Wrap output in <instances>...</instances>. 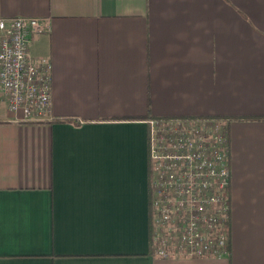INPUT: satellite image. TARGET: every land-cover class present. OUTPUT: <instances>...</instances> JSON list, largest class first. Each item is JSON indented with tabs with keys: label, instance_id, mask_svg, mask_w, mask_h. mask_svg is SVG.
<instances>
[{
	"label": "crops",
	"instance_id": "obj_1",
	"mask_svg": "<svg viewBox=\"0 0 264 264\" xmlns=\"http://www.w3.org/2000/svg\"><path fill=\"white\" fill-rule=\"evenodd\" d=\"M51 21V110L0 95V264H264V0H0ZM219 118L230 162L229 252L150 250L148 125Z\"/></svg>",
	"mask_w": 264,
	"mask_h": 264
},
{
	"label": "built area",
	"instance_id": "obj_2",
	"mask_svg": "<svg viewBox=\"0 0 264 264\" xmlns=\"http://www.w3.org/2000/svg\"><path fill=\"white\" fill-rule=\"evenodd\" d=\"M49 18L0 19V95L18 120L50 114V65L31 59L32 35ZM148 125L150 223L160 258L225 256L229 252V137L219 118H153Z\"/></svg>",
	"mask_w": 264,
	"mask_h": 264
},
{
	"label": "trees",
	"instance_id": "obj_3",
	"mask_svg": "<svg viewBox=\"0 0 264 264\" xmlns=\"http://www.w3.org/2000/svg\"><path fill=\"white\" fill-rule=\"evenodd\" d=\"M226 226H227L228 229H229V222L226 223ZM229 234H230V229H229ZM155 248H156V245H155V243L153 242L152 237H151V238H150V250H151L152 252H154Z\"/></svg>",
	"mask_w": 264,
	"mask_h": 264
}]
</instances>
